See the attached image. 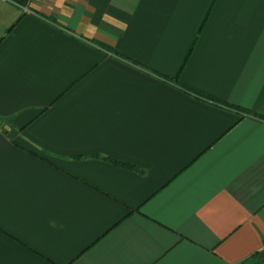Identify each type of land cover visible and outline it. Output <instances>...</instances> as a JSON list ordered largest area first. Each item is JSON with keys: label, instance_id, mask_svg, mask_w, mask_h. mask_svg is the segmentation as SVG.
<instances>
[{"label": "crops", "instance_id": "1", "mask_svg": "<svg viewBox=\"0 0 264 264\" xmlns=\"http://www.w3.org/2000/svg\"><path fill=\"white\" fill-rule=\"evenodd\" d=\"M0 264H264V0H0Z\"/></svg>", "mask_w": 264, "mask_h": 264}, {"label": "trees", "instance_id": "2", "mask_svg": "<svg viewBox=\"0 0 264 264\" xmlns=\"http://www.w3.org/2000/svg\"><path fill=\"white\" fill-rule=\"evenodd\" d=\"M9 1L12 2V3H15L17 5H19L20 7H27L28 4L30 3V0H9ZM191 52H192V49H191L190 53ZM195 94L199 95L202 98L210 99V98H208L207 96H205L203 94H200V93H195Z\"/></svg>", "mask_w": 264, "mask_h": 264}, {"label": "rangeland", "instance_id": "3", "mask_svg": "<svg viewBox=\"0 0 264 264\" xmlns=\"http://www.w3.org/2000/svg\"><path fill=\"white\" fill-rule=\"evenodd\" d=\"M30 2H32V0H30Z\"/></svg>", "mask_w": 264, "mask_h": 264}]
</instances>
